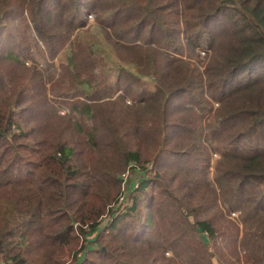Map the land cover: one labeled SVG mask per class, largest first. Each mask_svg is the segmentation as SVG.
<instances>
[{"label":"trees","instance_id":"1","mask_svg":"<svg viewBox=\"0 0 264 264\" xmlns=\"http://www.w3.org/2000/svg\"><path fill=\"white\" fill-rule=\"evenodd\" d=\"M93 12L121 88L98 89L91 54L71 47L63 97L79 100L61 116L11 24L31 23L54 59ZM3 38L6 264H264V0H0ZM147 164L155 177L118 211L124 173Z\"/></svg>","mask_w":264,"mask_h":264},{"label":"rangeland","instance_id":"2","mask_svg":"<svg viewBox=\"0 0 264 264\" xmlns=\"http://www.w3.org/2000/svg\"><path fill=\"white\" fill-rule=\"evenodd\" d=\"M85 18L87 23L84 29L75 31L69 39L70 41H68L69 43L67 47H65L54 59H51L43 44L37 40L31 23V29L28 27L22 28L20 22L17 23V25H20L19 30H14L17 27L16 24H11L14 29L10 28L11 32L17 33L20 36V39H22L20 44L16 46L14 50L17 53H19V50L23 52L19 54L21 55V58L25 62L26 66L31 67L36 65L40 72L44 75L45 85L47 87V97L61 116H64L68 113V107L64 104V102L68 103L79 100V98L74 99L63 97L65 93L69 91L70 88H72L70 77H68L64 82H61V76L66 72V70L63 68L68 66L71 47L91 54L90 59L93 65L91 77L93 84L98 89L104 90L106 86H112L114 89L118 90V88L121 86L115 85V76L117 74L116 72L118 71V68H116L118 61L112 48L108 45V40H106L105 35L102 33V25L99 23V21H97V16L94 12L87 14ZM8 41L12 42V39L8 38L7 40L6 38H3L0 41V48H5L6 45H9ZM10 45L12 46V43ZM196 52L197 54L199 53L201 60L204 61L206 54L210 51L205 48H199ZM202 70H204V67ZM122 84L124 85L127 83L124 81ZM144 88L151 89L152 83L150 81H139V83L133 85L134 90H141ZM122 90L118 91L117 94L123 95L127 104L132 105L134 103L133 98H136L137 94L125 95ZM71 94H73V91H71ZM217 106L218 105L215 104V108ZM78 116L80 115L78 114ZM86 124H90V122L87 121ZM218 158L219 155L214 153L212 157V163H214ZM145 168L146 171L144 173L139 170L137 172H133L130 169L124 173L125 176H127L125 189H129L131 182V185L134 186L132 191L129 190L126 193L127 201L123 205L127 206L125 209L122 208L124 213L128 207L132 206L130 197L132 198L136 196L135 192L139 190L142 179L146 178L145 176L149 177V175L151 177H155V173L152 172L151 164H147ZM211 170L213 171V168H211ZM117 210L120 211V208L117 207ZM232 217L237 218L238 215L234 214ZM104 221L105 222H102L104 224L109 222L110 217L106 218ZM237 223L239 224V221H237ZM105 225H101V228H104ZM95 236L96 234L91 235L90 239H94ZM167 255L169 256L171 254L168 253ZM79 258L80 257L75 259L72 258L71 264H76ZM0 261L4 262L1 256Z\"/></svg>","mask_w":264,"mask_h":264},{"label":"built area","instance_id":"3","mask_svg":"<svg viewBox=\"0 0 264 264\" xmlns=\"http://www.w3.org/2000/svg\"><path fill=\"white\" fill-rule=\"evenodd\" d=\"M204 53V52H203ZM126 179H127V176H125V174L123 175V188H122V194H121V196L119 197V200H118V202H117V207H119V206H123V204L127 201V191H129V189H125V184H126ZM134 189V188H133ZM126 196V197H125ZM113 219L114 218H110V222H112L113 221ZM81 255H82V253H79L78 255H77V257H81ZM71 261L72 260H70L68 263H66V264H71ZM0 264H6L5 262H1L0 261ZM8 264H13V263H8Z\"/></svg>","mask_w":264,"mask_h":264}]
</instances>
